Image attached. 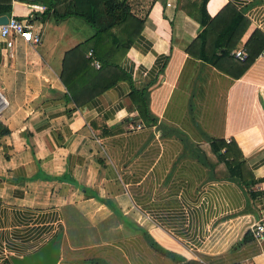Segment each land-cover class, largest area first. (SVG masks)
<instances>
[{
    "label": "crops",
    "instance_id": "obj_1",
    "mask_svg": "<svg viewBox=\"0 0 264 264\" xmlns=\"http://www.w3.org/2000/svg\"><path fill=\"white\" fill-rule=\"evenodd\" d=\"M3 1L0 16L40 41L0 38V264L50 239L56 264H264V242L239 243L264 208V58L235 75L231 54L264 34V0L205 1L207 17L227 5L247 22L224 71L184 50L202 29L199 0H127L142 25L122 74L79 105L58 74L91 29ZM134 91L155 124L137 117ZM216 141L234 143L230 159Z\"/></svg>",
    "mask_w": 264,
    "mask_h": 264
},
{
    "label": "trees",
    "instance_id": "obj_2",
    "mask_svg": "<svg viewBox=\"0 0 264 264\" xmlns=\"http://www.w3.org/2000/svg\"><path fill=\"white\" fill-rule=\"evenodd\" d=\"M30 1L44 5L45 14H48L55 23L68 17H75L92 31L90 36L66 50L61 58L58 77L65 89L67 99L74 105L88 100L120 78L122 72L118 69L116 61L124 53L128 43L137 35L142 25L141 19L131 12L130 2L127 0ZM205 1L192 2L196 4L200 14L198 19L202 29L184 50L191 56L224 71L220 60L224 58L235 60L228 57L227 54L239 39L247 22L227 5L223 6L212 18H209L204 12ZM182 4L184 5V3H181V8ZM7 8L8 1L0 0V11ZM243 49L247 57L242 61L236 59L232 63V66L237 68L235 75L241 73L264 49V34L259 30H254L245 41ZM87 52L90 54L87 55ZM92 61L97 63V67L91 64ZM129 96L137 110V117L145 124H155L156 119L147 111L144 92L134 91ZM6 134H8V129L0 122V137ZM213 146L216 148V153L218 149L224 147L223 154L217 155V157L228 160L232 157L231 147L235 145L232 141L228 143L216 141ZM236 163L238 165V162L233 159L232 164L236 165ZM236 176L240 179V174L237 173ZM250 240H252L251 235L246 232L239 243ZM148 242L154 249L159 250L150 240ZM2 264H10V262L6 260ZM181 264L202 263L188 260Z\"/></svg>",
    "mask_w": 264,
    "mask_h": 264
},
{
    "label": "built area",
    "instance_id": "obj_3",
    "mask_svg": "<svg viewBox=\"0 0 264 264\" xmlns=\"http://www.w3.org/2000/svg\"><path fill=\"white\" fill-rule=\"evenodd\" d=\"M16 1V0H11ZM30 1V0H22ZM167 6L168 3H165ZM37 10H43L45 7L42 5L32 6ZM0 38L5 41V46L7 49L11 48V44L14 38H18L20 41L28 44H38L40 41L39 33L37 31H32L30 25L26 21H20L14 16L6 17V21L0 24ZM87 55L90 53L87 52ZM231 54L238 60H244L247 57V54L243 48H238L232 50ZM258 57L264 58V49H262L258 54ZM94 67H97V63L92 61L91 63ZM140 125L136 124L133 126L134 129L139 128ZM249 232L252 240L255 243L264 242V208L258 214L257 219L249 225Z\"/></svg>",
    "mask_w": 264,
    "mask_h": 264
},
{
    "label": "water",
    "instance_id": "obj_4",
    "mask_svg": "<svg viewBox=\"0 0 264 264\" xmlns=\"http://www.w3.org/2000/svg\"><path fill=\"white\" fill-rule=\"evenodd\" d=\"M6 21V16H0V24ZM59 245L53 239L48 240L35 251L21 257H11L10 264H56Z\"/></svg>",
    "mask_w": 264,
    "mask_h": 264
},
{
    "label": "rangeland",
    "instance_id": "obj_5",
    "mask_svg": "<svg viewBox=\"0 0 264 264\" xmlns=\"http://www.w3.org/2000/svg\"><path fill=\"white\" fill-rule=\"evenodd\" d=\"M80 20V19H79Z\"/></svg>",
    "mask_w": 264,
    "mask_h": 264
}]
</instances>
